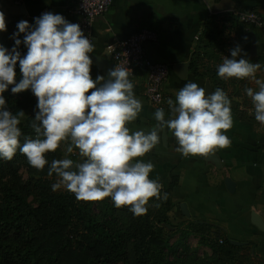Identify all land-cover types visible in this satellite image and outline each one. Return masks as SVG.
I'll use <instances>...</instances> for the list:
<instances>
[{
    "label": "clouds",
    "instance_id": "9594fccd",
    "mask_svg": "<svg viewBox=\"0 0 264 264\" xmlns=\"http://www.w3.org/2000/svg\"><path fill=\"white\" fill-rule=\"evenodd\" d=\"M16 28L12 49L0 45V159L11 160L19 150L32 167L43 170L48 165L47 175L55 176L53 191L67 190L82 201L110 198L115 207L142 216L150 198H167L166 193L161 197L159 179L150 178L154 164L141 159L161 142L162 133L171 131L176 151L185 158L230 145L225 133L233 126L231 100L223 89L206 95L205 87L189 82L176 93L175 101L167 100L168 113L156 109L153 128L132 131L128 125L143 105L134 93L128 67L116 65L107 77L93 79V42L79 24L61 14L45 12L34 25L22 20ZM4 31L5 16L0 11V32ZM21 44L27 49L23 55ZM260 69L237 46L216 71L224 80L254 81L256 89L244 91L255 121L264 125V79L256 77ZM9 86L12 94L30 90L37 98L30 123L36 135L25 136L23 143L19 125L25 113L7 108L4 93ZM62 143L66 156L49 162L46 154L56 152ZM74 150L79 161L67 158Z\"/></svg>",
    "mask_w": 264,
    "mask_h": 264
},
{
    "label": "crops",
    "instance_id": "0c3cea01",
    "mask_svg": "<svg viewBox=\"0 0 264 264\" xmlns=\"http://www.w3.org/2000/svg\"><path fill=\"white\" fill-rule=\"evenodd\" d=\"M72 7V0H22L20 5H15L12 0H0V11L4 13L6 24L24 20L34 25L35 18L45 12L61 14L67 21L77 24L78 18L71 12ZM242 11L256 12L263 26H245L240 31L227 22L226 26L230 28L227 35L234 39L232 49L239 46L245 58L261 65L256 77L264 79V0H112L107 12L95 18L91 26V54L111 65L104 62L105 69L102 70L92 64L90 75L93 79L97 75L107 77L113 68L110 47L143 28L149 29L158 39L144 44L146 56L169 67L161 107L168 113L167 100L175 101L176 93L185 84L194 82L206 88L209 83L211 91L214 90L212 79L196 78L191 73L193 60L198 53L208 63L213 77L217 76V65L222 63L225 55L220 57L204 48L201 39L206 24L214 16H236ZM188 63L185 75L182 68ZM129 78L143 107L128 127L132 131H148L156 125L154 113L158 107L144 95L146 69L138 68ZM226 81L233 117V126L225 133L231 141L228 147L205 156L185 158L176 151L177 144L171 131L166 130V135L161 134V142L141 159L154 164L150 178H158L162 190L169 187L172 179H177L173 189L175 207L168 214L170 223L183 228L190 223L213 227L203 242L199 237L188 236L185 241L188 246L196 241L197 245L200 243L210 249L208 244L222 239L238 248L233 254L240 259L248 253L253 261L264 264V232L251 222L252 213L260 215L264 221V125L255 121L251 100L244 91L257 86L248 78ZM206 92L210 93L207 89ZM65 146L66 143L61 144L62 149ZM227 179L233 183L230 189ZM182 204L186 206L185 212L180 208ZM220 259L225 263L228 261L226 256Z\"/></svg>",
    "mask_w": 264,
    "mask_h": 264
},
{
    "label": "trees",
    "instance_id": "16d2710c",
    "mask_svg": "<svg viewBox=\"0 0 264 264\" xmlns=\"http://www.w3.org/2000/svg\"><path fill=\"white\" fill-rule=\"evenodd\" d=\"M227 22L240 31L245 26L255 27L231 14L212 17L201 40L205 49L220 57H229L234 45V39L227 35ZM17 23L6 24V31L0 32V45L9 51L14 46L12 37L18 31ZM20 39L23 40V34ZM19 51L23 55L27 49L21 44ZM191 73L196 78L212 79L214 90H228V82L213 77L208 63L198 53ZM11 87L4 93L6 106L13 113H25L19 125L23 143L25 136L36 135L30 123L35 118L37 98L30 90L12 94ZM65 148L60 146L56 152L46 154V158L49 162L64 158ZM67 158L79 161L75 150ZM47 171L48 165L43 170L32 167L19 150L11 160L0 159V264H259L248 253L241 259L235 256L233 251L238 248L222 239L208 244L211 255L198 260L196 249L185 241L191 235L205 241L213 230L209 224L190 223L178 231H168V214L175 207V178L162 190L161 197L166 193V199L153 198L147 213L136 216L127 207H115L110 198L82 201L67 190L53 191L55 176L49 177ZM176 235L178 239L172 243ZM221 256L228 258L227 263L222 262Z\"/></svg>",
    "mask_w": 264,
    "mask_h": 264
},
{
    "label": "built area",
    "instance_id": "2783aa9c",
    "mask_svg": "<svg viewBox=\"0 0 264 264\" xmlns=\"http://www.w3.org/2000/svg\"><path fill=\"white\" fill-rule=\"evenodd\" d=\"M12 1L15 5L22 3V0ZM72 3L71 12L78 18L77 24L91 40V26L94 19L107 12L112 0H72ZM236 16L244 24L263 26L262 19L256 12L242 11L236 13ZM157 39L155 32L143 28L112 45L110 53L113 68L116 65L128 67L131 70L129 76L133 75L135 69H146L144 95L150 103L161 108L164 104L163 85L169 76V67L164 63L149 60L144 50L145 43L156 42Z\"/></svg>",
    "mask_w": 264,
    "mask_h": 264
},
{
    "label": "water",
    "instance_id": "95a60500",
    "mask_svg": "<svg viewBox=\"0 0 264 264\" xmlns=\"http://www.w3.org/2000/svg\"><path fill=\"white\" fill-rule=\"evenodd\" d=\"M253 50H255V44L253 43ZM91 58H92V61H93V65L97 66V67H100L102 70L105 69L104 66H105V63H107L108 65H111L109 62L105 61L104 59H101L97 56H94L92 54H90ZM105 62V63H104ZM107 66V65H106ZM189 66V63L185 65V67H183L182 69H184L183 71L185 72L184 74L186 75V72H187V68ZM111 67V66H110ZM108 67H106L107 69ZM184 75H182V78H183ZM206 89L211 92V88L209 86V83L206 84ZM208 94V92H206V95ZM215 162V160H214ZM216 165H217V162H215ZM227 182V187L230 189L231 186L233 187V183H231V181H229V179L226 180ZM181 209L183 212H185V204H182L180 205ZM251 222L253 223L254 226H256L257 229H259L260 231L264 232V221L262 219V217L260 215H257L255 213H252L251 214ZM167 226V225H166Z\"/></svg>",
    "mask_w": 264,
    "mask_h": 264
},
{
    "label": "rangeland",
    "instance_id": "374dc122",
    "mask_svg": "<svg viewBox=\"0 0 264 264\" xmlns=\"http://www.w3.org/2000/svg\"><path fill=\"white\" fill-rule=\"evenodd\" d=\"M27 115V114H26ZM20 172L24 175V177H25V171L23 170V169H21L20 170ZM171 225H168V224H166L165 226H166V228L168 229V231H178L179 229H183V227H180V226H182V225H174V224H172V223H170ZM179 235H176L175 237H173L172 238V240H171V242L173 243L174 241H175V238L176 237H178ZM178 239V238H177ZM176 239V240H177ZM197 242L196 241H192L191 242V245L189 246V247H193V249H196V255L197 256H199L200 258H198V260L199 259H201L202 260V258H207V257H209L211 254H210V252H211V250L210 249H206L205 247H203V246H201L202 244H200L199 243V245H197L196 244ZM186 244V243H185ZM187 245V244H186Z\"/></svg>",
    "mask_w": 264,
    "mask_h": 264
}]
</instances>
